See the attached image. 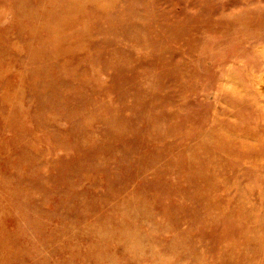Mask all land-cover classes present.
Wrapping results in <instances>:
<instances>
[{"label": "rangeland", "instance_id": "1", "mask_svg": "<svg viewBox=\"0 0 264 264\" xmlns=\"http://www.w3.org/2000/svg\"><path fill=\"white\" fill-rule=\"evenodd\" d=\"M0 264H264V0H0Z\"/></svg>", "mask_w": 264, "mask_h": 264}]
</instances>
